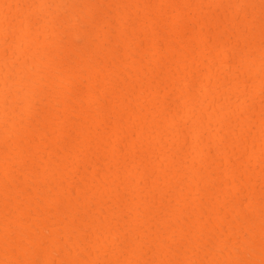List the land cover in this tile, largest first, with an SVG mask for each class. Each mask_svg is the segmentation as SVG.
<instances>
[{"label":"bare ground","instance_id":"1","mask_svg":"<svg viewBox=\"0 0 264 264\" xmlns=\"http://www.w3.org/2000/svg\"><path fill=\"white\" fill-rule=\"evenodd\" d=\"M0 0L45 52L0 142V264H264V0Z\"/></svg>","mask_w":264,"mask_h":264},{"label":"clouds","instance_id":"2","mask_svg":"<svg viewBox=\"0 0 264 264\" xmlns=\"http://www.w3.org/2000/svg\"><path fill=\"white\" fill-rule=\"evenodd\" d=\"M56 13L70 11L68 0H53ZM74 2V0H72ZM0 35H3L0 32ZM45 52L25 36L0 39V142L9 126L31 107L43 75Z\"/></svg>","mask_w":264,"mask_h":264}]
</instances>
